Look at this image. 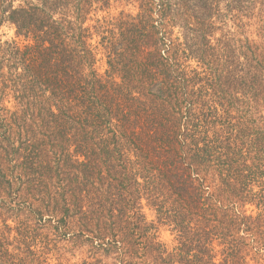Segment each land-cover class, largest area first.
Here are the masks:
<instances>
[{"label":"trees","instance_id":"trees-1","mask_svg":"<svg viewBox=\"0 0 264 264\" xmlns=\"http://www.w3.org/2000/svg\"><path fill=\"white\" fill-rule=\"evenodd\" d=\"M122 1L0 0V264H259L264 0Z\"/></svg>","mask_w":264,"mask_h":264},{"label":"rangeland","instance_id":"rangeland-1","mask_svg":"<svg viewBox=\"0 0 264 264\" xmlns=\"http://www.w3.org/2000/svg\"><path fill=\"white\" fill-rule=\"evenodd\" d=\"M16 4H18V3H16ZM136 7L137 6L135 4H131V3L127 2V0H123L121 5H119L118 8H111L109 13L111 15H116L122 9L125 10L126 12L136 13L137 12ZM258 11H260V9L257 7L255 10L256 17L251 21L252 23H255L252 30L250 31V32H252L251 34H253V32L256 34L259 30L258 28L262 24L261 23L262 18H260L258 16V13H257ZM104 15H106V13H101V16H104ZM227 25L229 26V23H227ZM245 28L246 27H244V29H242L243 30L242 34H248V33H245V30H246ZM255 34H253L250 38L255 39L256 41H259V39L256 37ZM0 40H2V41H4V40H17V41H19V39H17L15 37L14 28H12L11 26H8V25H5V26L0 28ZM101 71H103V68L101 69ZM249 183H252L249 190L252 193V196L255 198L256 201L252 205H246L244 207V210H246V213L248 215L251 214L252 216H256L261 210V214L263 215V216H261L263 219L262 229L259 231V233H260L259 241L261 243V248H259V249H261V252L258 253V258H260L259 264H264V251H263L264 250V245H263L264 244V179L259 178V177H255L254 179H252V181H249ZM256 202L257 203L259 202L258 204H260V206H259L260 208L257 207L258 204ZM141 204L144 205V208L142 210V214L145 217L146 223L147 224H153V223L155 224V229H153L151 231V234L155 233V235L157 237V239H156L157 242L165 245L168 249L170 247H172L173 245H175L176 236L171 231V228L167 227V226H161L157 223L155 213L146 206L145 200H143L141 202ZM13 220H15V219H11L8 221V224L10 226L15 225ZM14 236H15L14 233H12L10 235L9 250L11 253L15 251L14 247L15 248L17 247L16 242H11V241H15ZM51 238L53 239L54 237L51 236ZM217 238H216V240L218 241L219 236ZM255 239H257V238L255 237ZM255 239L250 237L249 242H252V244H253V240H255ZM51 245H53V242L51 243ZM57 246L63 247L64 250H67L68 252H70V251L72 252V255L71 254L69 255V253H67L66 255L63 256V259L61 260V261H64L63 264H76V263H80L81 261H84V260H88L90 262H97L94 259H91V260L87 259V254H85V253H81L78 250L71 249L70 240H65L63 244H57ZM49 247L51 248V246H49ZM253 253H257V251H253ZM52 257H53V255H52ZM217 258L220 259L219 257H217ZM218 259H217V261H218ZM56 262L57 261L55 259H53L49 256V263L50 264H55ZM98 262H100V260ZM100 263L101 264H115L116 260L113 257H102V260ZM250 264H255V262L251 260Z\"/></svg>","mask_w":264,"mask_h":264}]
</instances>
